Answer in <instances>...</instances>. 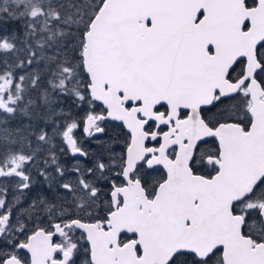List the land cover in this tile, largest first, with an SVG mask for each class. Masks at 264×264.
Here are the masks:
<instances>
[{"label":"snow or ice","instance_id":"snow-or-ice-1","mask_svg":"<svg viewBox=\"0 0 264 264\" xmlns=\"http://www.w3.org/2000/svg\"><path fill=\"white\" fill-rule=\"evenodd\" d=\"M59 95L0 127V264H264V0H0V125Z\"/></svg>","mask_w":264,"mask_h":264},{"label":"flooded vegetation","instance_id":"flooded-vegetation-1","mask_svg":"<svg viewBox=\"0 0 264 264\" xmlns=\"http://www.w3.org/2000/svg\"><path fill=\"white\" fill-rule=\"evenodd\" d=\"M75 102L73 100L72 104H73L74 108L71 110V115L70 116L72 118H79V117L84 115V110L88 107V105L87 104H83V105L79 104V106L75 107V105H74ZM101 107L102 106H98L97 107V111H100ZM45 123H47V122H45ZM38 124L43 125L44 123L40 122ZM102 127L105 128V133H104L103 137H101L100 139H103L104 141H107L109 146H111L114 149V151L118 154L120 151L123 150V148L125 146V140L128 137V130L122 125V122L117 123V122H114V121H112L110 119L106 123H104L102 125ZM48 133H49V135H52L51 134L52 131L48 132ZM76 136L79 138V140L83 144V146L85 148H87L89 151H94L96 149L98 140L87 136L83 132V128L82 127L80 129L76 130ZM54 139H55V141L52 140V144L56 146V154H57L58 158L62 162H64L66 164V166L70 167L71 163H74L75 161L74 160L70 161L69 155H67V154L66 155H61V153L59 152V148L62 147L61 142H60V138L57 135ZM32 144H33V147H35L34 138H32ZM204 147H207V148L211 149L213 147V142L211 140H209L208 145H206ZM46 155H47L46 151L43 152L41 154V159H43L44 156H46ZM162 172H163V169L161 167V171L160 172H155V173H152L151 175L153 177H157ZM201 174H206V172L204 170H202ZM33 187L37 188V194L39 196H44V197H46L48 199H58L59 197L64 195L62 192H59V191L56 190V186L55 185H52V187L49 188L48 184L46 182L42 181V178H38V180L33 183ZM33 187H32V189H33ZM30 195H31V192H28L27 194L24 195V197L22 198V201H21V206L22 207H27V203L30 202V200H29ZM34 197H36L35 194H34ZM98 204H100V202H98ZM96 214H102V213L97 211ZM82 243L86 244V241H82ZM22 254H25V253H22Z\"/></svg>","mask_w":264,"mask_h":264},{"label":"rangeland","instance_id":"rangeland-1","mask_svg":"<svg viewBox=\"0 0 264 264\" xmlns=\"http://www.w3.org/2000/svg\"><path fill=\"white\" fill-rule=\"evenodd\" d=\"M7 30H15V29H10L7 26ZM45 70L47 72V69H44V72H45ZM81 79H86V75H85V77H81ZM63 96H64V99H61V95H59V99L60 100L57 101V106H56V109H55L56 116L55 117L50 116L51 118H53L51 120L50 124H47L48 123L47 122V123H44L43 125H41V124H38V123H33L31 121H26L25 119H22V118H16V119H13V122H14L13 126L9 125L8 128L12 129V130H15V129H18V128L19 129H29L30 128L31 130L44 129L47 132H51L52 131L51 134H53L54 130L59 127V124L61 122H63V119L65 117L71 115V110L74 108V106L72 104L73 103V98L70 95H63ZM74 105H75V107L79 106V104L77 102H75ZM53 141H55V139H53ZM34 176H35V173H34ZM37 180H38V178H35L34 182L37 181ZM27 193L28 192H26L25 194H27ZM34 194L36 196H38L36 187H33V189L31 190V195H30L29 200H31V198H34Z\"/></svg>","mask_w":264,"mask_h":264},{"label":"trees","instance_id":"trees-1","mask_svg":"<svg viewBox=\"0 0 264 264\" xmlns=\"http://www.w3.org/2000/svg\"><path fill=\"white\" fill-rule=\"evenodd\" d=\"M8 27L10 29H15L16 26L15 25H8ZM40 67L43 68V70L46 69L43 65H41ZM45 73H46V70H45ZM48 79H50V77L45 75L44 79L41 81L42 85L47 86L46 82ZM40 91H41L40 89H37L31 93V97L33 98V100H35L37 98V96L40 94ZM54 99L56 101L60 100L59 96L54 97ZM61 99H64L63 95H61ZM45 112H46V110H41L39 108H33L31 111H29L27 113L20 112L16 116L9 119L7 125H0V127H5V126L8 127L9 125L13 126V124H14L13 119H16V118H22V119H25L26 121H31L33 123L48 122V124H50L51 120L53 118H51L50 116H46Z\"/></svg>","mask_w":264,"mask_h":264},{"label":"water","instance_id":"water-1","mask_svg":"<svg viewBox=\"0 0 264 264\" xmlns=\"http://www.w3.org/2000/svg\"><path fill=\"white\" fill-rule=\"evenodd\" d=\"M110 120H111V119H110ZM112 121H114V120H112ZM114 122L120 123V121H114Z\"/></svg>","mask_w":264,"mask_h":264}]
</instances>
